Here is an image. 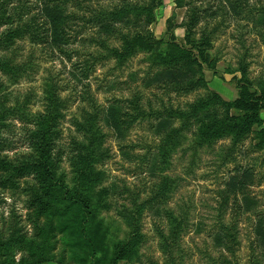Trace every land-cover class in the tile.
Returning <instances> with one entry per match:
<instances>
[{"label":"trees","instance_id":"obj_1","mask_svg":"<svg viewBox=\"0 0 264 264\" xmlns=\"http://www.w3.org/2000/svg\"><path fill=\"white\" fill-rule=\"evenodd\" d=\"M89 1L36 0L38 15L33 16L29 0L23 5L20 0H0V78L6 81L0 80L2 184L16 185V180L30 177L36 181L25 182L32 194L30 208L39 217H46L47 223L45 228L39 227L40 241L32 249L35 257L32 264H49L51 250L58 241L65 246L72 264H119L126 258L140 257V246L145 240V211L158 219L155 227L163 264H186L182 242L191 227L190 213L183 206L171 205L179 188L178 180L169 174L174 156L181 149L184 153L191 150L194 156L199 155L203 148H212L226 138L232 142L230 148H235L255 128H259L257 145L264 149V81L254 86L245 67L239 70L241 76L236 79L239 94L232 102L209 93L197 96L185 106L167 104L160 96L186 97L197 93L206 86L205 69L216 68L212 55L213 33L197 32L204 19L203 8L191 7L189 18L182 24L183 40L179 41L171 21L167 22V31L160 39L150 29L157 22L156 11L164 0H120L98 9L84 5ZM182 2L178 0L179 7H185ZM257 21L264 26V11ZM26 38L32 43L47 45L55 54L65 57L83 84L89 81L97 65L113 61L121 69L142 54L149 61L143 86L158 90L153 93L155 101L144 103L143 95L137 92L132 98H115L106 107L88 93L89 108L76 123L80 139L73 141L67 153L72 168L69 179L58 173L65 118V104L59 92L62 89L49 85L43 111L38 112H32L18 99H10V87L17 85L27 71L9 54L18 41ZM75 57L84 59L73 62ZM142 123L149 126L155 146L150 154L134 155L133 148L129 149L123 142ZM16 124L22 128L20 147L24 150L10 157L7 152L16 149L7 132ZM102 124L112 130L119 144L123 143V155L141 161L139 168H146V174L156 181L144 200L131 194L127 199L129 205H117V215L127 225L129 240L118 242L113 249L110 242L114 243L116 233L103 213L111 208L109 200L117 190L115 185L103 186L107 175L100 166L109 158V149L105 146L107 134ZM237 171L238 176L232 175L227 182L211 235L220 255L215 260L219 264H240L242 214L256 206L253 198L242 194L247 186L235 190L237 186H244L243 179L251 178L252 170ZM236 191L241 192L242 199L235 195ZM258 229L264 230V217L259 218ZM1 247L0 242V250ZM149 264L157 263L150 261ZM249 264L264 263L253 255Z\"/></svg>","mask_w":264,"mask_h":264},{"label":"rangeland","instance_id":"obj_2","mask_svg":"<svg viewBox=\"0 0 264 264\" xmlns=\"http://www.w3.org/2000/svg\"><path fill=\"white\" fill-rule=\"evenodd\" d=\"M26 1L28 0H20V5L26 4ZM29 1L31 15H38L36 0ZM119 1L90 0L84 5L89 4L93 9H98ZM177 3L178 0H164L163 5L156 11L157 22L150 26L151 31L160 39L167 31V22L171 21L172 30L176 32L179 41H182V24L189 18L191 7H202L204 19L200 21L197 32L213 33L212 55L216 60V68L205 69L207 83L199 92L186 97L160 96L165 103L181 107L193 102L197 96L209 93H216L225 101L232 102L239 94L236 83V79L241 76L239 70L245 67L254 86H258L257 82L264 81V26L257 21L264 11V0H183L185 7H179ZM9 56L14 58L16 63L24 65L27 71L19 83L9 89L12 101L18 99L32 112L43 111L48 86L53 84L62 89L59 92L65 104V118L62 122L63 136L60 142L63 156L58 173L68 179L71 177L72 168L67 153L73 141L80 139L76 123L82 120L89 108L86 101L88 93L104 107L115 98H132L137 92L143 95L144 103L147 100H156L153 93L158 90L153 86H143L149 61L147 56L142 54L121 69L113 61L97 65L96 71L85 84L73 74L72 63L58 53L55 54L47 45L35 44L26 38L18 41ZM83 59L84 57H75L73 62ZM0 80L6 83L5 79ZM157 105L159 103L155 106ZM262 117L264 119V112ZM20 126L16 124L7 132L16 149L7 152L10 157H15L18 152L24 150V147H20L23 142ZM102 126L107 134L105 146L109 149V158L100 166L107 175L103 186L115 185L117 190L116 195L111 196L109 200L111 208L103 213L112 231L116 233L114 243L110 242V248L113 249L118 242L125 243L129 240L127 225L117 215V205L128 204L127 199L131 194L138 196L140 201L144 200L156 182L152 176L146 174V168H139L141 161L123 155L121 146L124 143L129 149L133 148L131 151L134 155L150 154L155 146V139L149 131V126L142 123L132 130L125 142L119 144L112 130L104 124ZM258 131L259 128H255L242 143L232 149L231 140L226 138L212 148H203L199 155L194 156L191 150L184 153L181 149L174 156L169 174L178 180L179 188L171 205L183 206L190 213L191 227L182 242L186 264H219L215 260L220 255L214 248L211 235L215 230V221L227 190V182L232 175L238 176L239 169H250L253 174L250 179L242 180L244 186H237L235 190L247 186L242 194L253 198L256 206L242 214L244 218L240 223L241 247L238 261L240 264H249L252 256L256 255L264 263V230L258 229L259 218L264 217V149L257 145ZM187 148L185 145L184 149ZM142 172L144 173L141 174ZM16 181V185L2 184L0 178V264H32L35 259L32 249L40 241L39 227L45 228L47 223L46 217H39L36 210L30 208L32 194L25 182L36 181L31 177ZM228 190L230 192L231 188ZM239 193L241 192L236 191L235 195L242 199L243 196ZM117 197L121 198L117 200ZM156 222L158 219L149 211L144 212L145 240L140 246L141 256L126 258L119 264H149L150 261L163 264L164 257L158 247ZM50 255L49 264H72L66 256L65 246L60 241L55 244Z\"/></svg>","mask_w":264,"mask_h":264}]
</instances>
